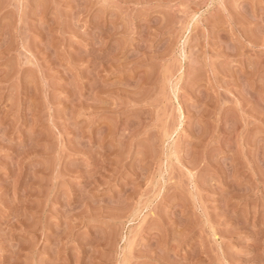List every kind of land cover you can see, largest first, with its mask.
Segmentation results:
<instances>
[{"label":"rangeland","instance_id":"rangeland-1","mask_svg":"<svg viewBox=\"0 0 264 264\" xmlns=\"http://www.w3.org/2000/svg\"><path fill=\"white\" fill-rule=\"evenodd\" d=\"M0 264H264V0H0Z\"/></svg>","mask_w":264,"mask_h":264}]
</instances>
